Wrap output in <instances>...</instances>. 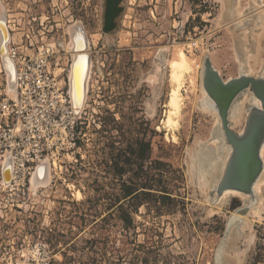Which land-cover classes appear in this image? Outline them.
Here are the masks:
<instances>
[{
  "label": "rangeland",
  "instance_id": "374dc122",
  "mask_svg": "<svg viewBox=\"0 0 264 264\" xmlns=\"http://www.w3.org/2000/svg\"><path fill=\"white\" fill-rule=\"evenodd\" d=\"M102 3L0 0V30L3 23L8 33L0 35V67L2 43L15 71L14 50L49 47L68 81L69 30L80 26L90 69L75 156L40 166L26 195L0 188V264H264V206L242 214L250 202L215 190L224 172L214 181L222 122L203 106L201 90L206 57L224 81L260 68L264 34L242 35V25L264 15V1L122 0L109 34ZM180 49L192 71L181 87L179 125L166 127L168 65ZM251 92L232 104L248 105L236 127L231 106L237 133L255 105ZM45 165L50 178L34 186ZM128 187L139 190L125 197Z\"/></svg>",
  "mask_w": 264,
  "mask_h": 264
},
{
  "label": "built area",
  "instance_id": "2783aa9c",
  "mask_svg": "<svg viewBox=\"0 0 264 264\" xmlns=\"http://www.w3.org/2000/svg\"><path fill=\"white\" fill-rule=\"evenodd\" d=\"M17 64V97L7 91L0 67V188L18 195L30 192V179L48 160L56 167L60 155L75 156L81 113L73 109L68 81L49 47L14 50ZM68 76V75H67ZM13 163L12 180L5 184L4 166ZM9 163V162H8Z\"/></svg>",
  "mask_w": 264,
  "mask_h": 264
},
{
  "label": "bare ground",
  "instance_id": "6f19581e",
  "mask_svg": "<svg viewBox=\"0 0 264 264\" xmlns=\"http://www.w3.org/2000/svg\"><path fill=\"white\" fill-rule=\"evenodd\" d=\"M221 1H225V0H221ZM254 1L256 3H258V6H259L260 4H262V1H264V0H254ZM231 2H232V0H231ZM236 10H238V7L235 6V11ZM233 13H234V8H233ZM1 26H2V28L0 30V32H1L0 35L2 36L3 39H8L7 38L8 33H7V30L4 26V24L2 23ZM79 27L76 26V27L70 28L69 32L72 34V37L74 36V38L72 39V43L71 44L69 43L70 45H68L67 46L68 48H66V50L69 53H71L73 56L72 66L70 68V73H69V75H70L69 77L71 78V84L69 86V92H70V96L72 99L73 109L75 110V112L77 114L81 113L80 106L84 104V100L86 98L85 94H86L87 82L85 83V81H88L87 78H88L89 71H90V69L88 68L89 56L84 52L79 53V52H81V51H79L81 49V46H79L80 38L81 37L83 38V34L81 32H79V29H78ZM242 27L244 28L242 30V33H243L242 35H245L246 32H248V31H254V30L261 31V33L263 35L264 34V15H261L257 19H254L250 22H245L242 25ZM8 41L9 40H7L6 43H8ZM94 41H96V37L94 38ZM81 43H82V41H81ZM2 45H3V43H2ZM2 45H1V48H2V52H3L2 53L3 54L2 55L3 56L2 57L3 58V64H1V66H2V68H4L6 70V72L8 74V79H9L8 87H7L8 88V94L10 95V97L16 98L17 97V72H18L17 64H18V58L16 55H14V57H13L14 61L16 63V68H15L16 71H15L14 70V64L10 61V58H9L10 57L9 56L10 51L5 50V48L2 47ZM84 48L85 47H82V49H84ZM78 53L81 55H79ZM242 62L244 63L246 61L244 60ZM203 65H204V68H203V75H202V83H203L204 88H202L201 90L203 93L204 100H203L202 104L205 108L212 111L211 114L215 115V117L219 121L218 125H220V121L222 122V118L220 116L218 107L216 105V102L212 99V97H210L208 91H206V88L204 85V75L206 72L205 61H204ZM168 66L171 69V81L173 82L174 87L171 88L170 93H169V100L167 103L169 110H168V114H167L166 118L164 119V121H165V125H167L166 127H172L175 125H179L178 124L179 123L178 118H180L179 116L181 115L182 101H183V94L181 92V90H182L181 87H182V84L185 83L184 81L186 78L185 77L186 74L188 75L189 73H191L192 66H191V62L189 61L188 56L185 53V50H183V49H180L178 51L177 58L169 61ZM58 70H61L59 68V66H58ZM241 72H243V75L241 74L240 76H255L256 78H264V61H262L259 69L252 68V67H248V68L243 67L241 69ZM245 91L246 90L242 91L233 100V102L235 100H237V98L242 93H244ZM252 93L253 92H251L247 98V99H249V103L251 102L252 104H255L254 106L251 107L250 112H252L253 110L261 111L263 109L262 102L260 99L258 100V98L254 96V94L252 95ZM243 100L245 102V99H243ZM233 102H232V104H233ZM237 103H239V102H237ZM245 103L244 104L242 103L240 105H238V104L232 105L231 104L232 109H231V106L229 108V112H230V109L232 111L231 112L232 113V117H231L232 125L235 124V127H236V124H242L243 119H245V114H247V111H248L247 110L248 105H247V103L246 104ZM256 105H258V106H256ZM259 106H261V107H259ZM201 109H203V108H201ZM206 112H208V111H206ZM229 112H228V116L230 114ZM229 123H231V122H229ZM218 125H217V127H218ZM221 126H222V129L220 130L219 134L217 135L220 138L221 142H219L217 144V151H216V153L214 152L215 154L213 155V158H214L213 164L214 165L212 167L213 171L211 172V175H212V178L214 179V181H216L221 176L222 171H224V172H223L222 177L220 178V181L224 177L225 172H226V168L228 165V162H227L226 167L224 169L226 160L229 157V155H230V157H229L228 161L230 160L231 155H232L231 151L233 152V148H232L231 144H229L227 142L226 133H225L224 128H223V123L221 124ZM240 126H243V125H240ZM244 130H245V128H244ZM216 142H218V140H216ZM259 152H260L259 155H260V158L262 160V166L263 167H262V170H261L259 176L257 177V179L255 180V182L252 185L253 194L241 193L240 191H236V190H232V189L225 190L224 191L225 194H223V195H228V194L234 195L236 197H239V198L247 201V203L250 202L249 206H246L245 208L249 209V207H250L251 208L250 213L253 214V216L259 215L261 212L260 210H262V208H263L262 206H264V196H263V193H264V142L262 143V146L260 147ZM8 162L5 163L6 165L4 166V171H3L4 182L6 181L7 184L10 183V181L12 180V176H13V172H12L13 163L11 161H8ZM45 163H48L50 165L49 161L45 160L40 166H42ZM5 167H6V169H5ZM48 173H49L48 167L46 165L43 166L39 170V172L36 173V175L33 178V182L35 184L34 186H36L38 183H46L48 181V179L50 178V177L48 178V175H49ZM211 181H213V180L211 179ZM220 181L215 186L216 192L218 190V185L220 184ZM214 184H216V183L214 182ZM256 199H257V202H256ZM255 202H256V204H254Z\"/></svg>",
  "mask_w": 264,
  "mask_h": 264
},
{
  "label": "water",
  "instance_id": "95a60500",
  "mask_svg": "<svg viewBox=\"0 0 264 264\" xmlns=\"http://www.w3.org/2000/svg\"><path fill=\"white\" fill-rule=\"evenodd\" d=\"M204 61L206 65L204 85L210 97L216 102L227 142L233 148L217 193L221 195L225 190L232 189L253 194L252 185L263 167L259 151L264 142V78L239 76L224 81L214 68L211 59L206 57ZM247 89H251L254 96L261 100L263 109L250 112L245 130L237 133L230 126L228 112L233 100ZM247 211L248 209L244 207L240 213L246 214Z\"/></svg>",
  "mask_w": 264,
  "mask_h": 264
},
{
  "label": "flooded vegetation",
  "instance_id": "af4514ba",
  "mask_svg": "<svg viewBox=\"0 0 264 264\" xmlns=\"http://www.w3.org/2000/svg\"><path fill=\"white\" fill-rule=\"evenodd\" d=\"M122 2V0H103V3L101 5V19L100 22L102 24L103 27V31L106 34L112 33V31L115 28V24H116V20L118 19V13H119V9H120V3ZM83 38H80V43L79 46L85 47L84 49H80L79 53H86L88 50V44H83L81 43V41ZM83 45V46H82ZM78 53V54H79ZM81 55V54H79ZM72 65V64H71ZM70 65V67H71Z\"/></svg>",
  "mask_w": 264,
  "mask_h": 264
},
{
  "label": "trees",
  "instance_id": "16d2710c",
  "mask_svg": "<svg viewBox=\"0 0 264 264\" xmlns=\"http://www.w3.org/2000/svg\"><path fill=\"white\" fill-rule=\"evenodd\" d=\"M125 186V185H124ZM139 189L137 188H133V187H128V188H124V195L125 197H128L134 193H136ZM260 258V255L258 254V256H256V260L258 261ZM257 262H255L254 264H256Z\"/></svg>",
  "mask_w": 264,
  "mask_h": 264
}]
</instances>
